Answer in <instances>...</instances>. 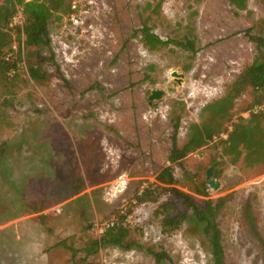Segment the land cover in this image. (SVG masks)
<instances>
[{
	"label": "rangeland",
	"instance_id": "374dc122",
	"mask_svg": "<svg viewBox=\"0 0 264 264\" xmlns=\"http://www.w3.org/2000/svg\"><path fill=\"white\" fill-rule=\"evenodd\" d=\"M19 1L0 0V12ZM66 1L72 11L53 10L39 48L24 49L38 79L26 58L14 77L0 73V264L1 250L21 259L27 253L15 245L30 243L62 251L57 264H214L202 223L163 233L156 211L166 193L131 207L129 248L88 247L168 165L175 126L181 147L193 124L211 120L203 108L264 58V1L244 9L228 0ZM143 29L167 43L151 48ZM185 39L193 51L169 43ZM254 96L247 87L235 97L216 134L173 169L176 187L197 203L222 199L214 222L224 264H264V152L247 162L223 144L260 109Z\"/></svg>",
	"mask_w": 264,
	"mask_h": 264
},
{
	"label": "trees",
	"instance_id": "16d2710c",
	"mask_svg": "<svg viewBox=\"0 0 264 264\" xmlns=\"http://www.w3.org/2000/svg\"><path fill=\"white\" fill-rule=\"evenodd\" d=\"M45 1H47V4H45ZM45 1H19L20 4L18 5L22 7L24 17L22 26L24 39L22 41L20 37L21 34L19 33L20 30H16V35H13L11 32L13 30L8 28L9 18L15 10L14 6L11 5L12 11L10 12H7L8 10L0 12V73L3 78L10 79L11 74L12 77H14L20 63H25V58L27 61L29 78L38 79L41 74L38 63H31L28 61L27 56L25 57L24 49L28 47L29 50L35 52L39 48L41 39L47 34L46 24L48 18L51 17L53 10L57 11L60 9L67 14L72 11L70 1ZM228 1L238 9H244L246 7V0ZM142 32L145 34L151 48H154L155 44L165 45L167 43L160 41L152 33H149L148 29H143ZM14 43L16 44L15 49L12 48ZM169 43L187 51L194 50L193 40L190 39H185L183 42L171 40ZM8 54H10V58L6 59ZM247 87H250L255 93L254 99L251 103L252 106L260 109L255 113H252L251 117L246 122L234 125L231 132L227 134V139L223 142L227 147L224 149V153L240 157L245 151L243 159L247 162H251L252 158L255 157L254 155L261 156V154H263L264 132L260 127V123L264 120V108L261 107V104L264 102V58L260 57V59L256 58L244 69L242 74L233 82L225 97L216 100L203 108V112H209L211 120L202 125L193 124L190 127L187 141L181 147H178L176 144L175 133L177 125L175 126L172 148L167 158L168 165L160 170L156 175L154 182H146V186L140 188L134 194L133 200L135 203L129 205V208L124 212H117L113 220H111L112 222L104 227L99 237L90 241L88 248L98 249L108 245L129 248V244H123L129 237L130 233L127 216L132 212L131 207L144 202H157L161 195L166 193L169 197L168 201L160 205L156 211L157 214L163 216L161 220V229L163 233L172 234L179 230L184 222L190 220L202 223L212 247L214 264H224L222 258L223 249L220 244V232L214 222V216L220 206H222V199H218L216 203L210 199L206 200L202 205L197 203L188 193L176 187V179L173 175V169L175 164H177L187 153L193 152L202 147L207 140L211 139L214 134H216L215 132H217V129L215 127L218 124V119L223 118L227 114L228 109L232 105L233 99L239 96ZM1 148L0 152L2 150ZM153 254L156 262H159L161 258L165 257L162 253Z\"/></svg>",
	"mask_w": 264,
	"mask_h": 264
},
{
	"label": "crops",
	"instance_id": "0c3cea01",
	"mask_svg": "<svg viewBox=\"0 0 264 264\" xmlns=\"http://www.w3.org/2000/svg\"><path fill=\"white\" fill-rule=\"evenodd\" d=\"M15 246H18L17 248H22V251L27 254H23V256L20 254L21 259H19V255L14 256V250L11 249V253L9 254H6L1 250L2 259L4 258L6 264H57L58 254L60 255L62 253V251L60 253L57 248L53 249L50 245H45V243H30Z\"/></svg>",
	"mask_w": 264,
	"mask_h": 264
},
{
	"label": "built area",
	"instance_id": "2783aa9c",
	"mask_svg": "<svg viewBox=\"0 0 264 264\" xmlns=\"http://www.w3.org/2000/svg\"><path fill=\"white\" fill-rule=\"evenodd\" d=\"M23 22H24V17H23V13H22V7L16 6L13 14L9 18L8 28L11 30H14V31L20 30L21 36H23V34H22ZM12 48L15 49L16 44H13ZM8 58H10V54H8L6 56V59H8ZM106 226H108V224ZM103 229L101 230V232L103 231Z\"/></svg>",
	"mask_w": 264,
	"mask_h": 264
},
{
	"label": "water",
	"instance_id": "95a60500",
	"mask_svg": "<svg viewBox=\"0 0 264 264\" xmlns=\"http://www.w3.org/2000/svg\"><path fill=\"white\" fill-rule=\"evenodd\" d=\"M172 76H179L178 74L176 73H172ZM164 94V91L163 90H158V91H153L150 95H149V101L151 100H157V99H160ZM210 172H211V169H208L207 172H206V177L208 179V184L213 187V188H216L217 187V183L212 180V179H209L210 177Z\"/></svg>",
	"mask_w": 264,
	"mask_h": 264
},
{
	"label": "bare ground",
	"instance_id": "6f19581e",
	"mask_svg": "<svg viewBox=\"0 0 264 264\" xmlns=\"http://www.w3.org/2000/svg\"><path fill=\"white\" fill-rule=\"evenodd\" d=\"M96 3H97V2H96ZM98 3H99V2H98ZM100 3H101V2H100ZM100 3H99V4H100ZM96 5H97V4H96ZM95 7H96V6H95ZM93 8H94V7H93ZM102 8H103V7H102ZM98 9H99V8H97L96 10L98 11ZM99 10H100V9H99ZM102 10H104V8H103ZM100 11H101V10H100ZM96 14H98V13H96ZM99 15H100V14H99ZM105 15H106V13H105ZM102 16H103V15H102ZM97 17H98V16H97ZM101 18H103V17H101ZM102 21H103V20H102ZM91 23H92V22H91ZM93 23H94V22H93ZM94 24H95V23H94Z\"/></svg>",
	"mask_w": 264,
	"mask_h": 264
}]
</instances>
